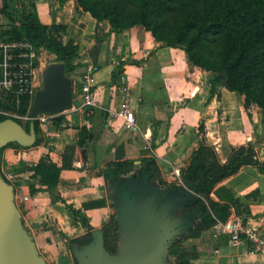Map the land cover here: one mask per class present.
<instances>
[{
	"label": "crops",
	"instance_id": "0c3cea01",
	"mask_svg": "<svg viewBox=\"0 0 264 264\" xmlns=\"http://www.w3.org/2000/svg\"><path fill=\"white\" fill-rule=\"evenodd\" d=\"M30 2L34 3L41 24L54 22L66 26L63 42L71 40L79 48L71 61L73 90L89 65L97 68L91 82L95 104L91 107L90 123L85 110L81 113L71 109L56 117H62L58 126L51 124L40 128L42 141L38 146L25 150L7 148L2 152L3 169L12 177V196L22 228L47 264H72L74 246L69 249L67 241L87 233L74 220L67 206L87 216L93 232H97L114 214L111 204L120 197L119 189L124 196H129L121 182L129 175L107 184L97 176L107 162L114 160L116 146L126 147L127 159L154 154L164 180L180 187L183 185L181 171L199 145L197 129L202 121L204 138L215 147L221 163L227 160L233 148L251 144L264 164V128L256 124L261 120L260 113L255 112L254 119V112L244 108L243 97L223 88H217V95L211 98L213 74L189 65L182 48L156 42L142 27L122 33L111 32L107 21L97 22L88 13L75 14L73 0ZM126 60L140 64L125 65L123 74L111 85L113 70ZM124 101L129 102L137 120L133 130H126L124 120L115 116ZM154 121L160 122L156 129ZM83 126L92 138L80 148L77 142ZM153 142L154 150L151 148ZM66 146L76 147L72 161L74 169L61 171L56 187V195L61 200L56 202L32 178L31 168L44 156L60 167ZM129 182L137 184L139 179L131 178ZM147 185L161 191L160 198L154 199L157 201L170 191L154 182ZM220 185L248 207L249 215L240 216L232 210L225 223L201 233L195 238L192 250L186 251L199 253L190 264H264V254L251 253L246 242L232 246L230 235L224 229L228 222H235L244 230L264 236V173L255 167H242ZM98 200H104L106 206L83 209V204Z\"/></svg>",
	"mask_w": 264,
	"mask_h": 264
},
{
	"label": "trees",
	"instance_id": "16d2710c",
	"mask_svg": "<svg viewBox=\"0 0 264 264\" xmlns=\"http://www.w3.org/2000/svg\"><path fill=\"white\" fill-rule=\"evenodd\" d=\"M75 14L88 13L97 22L107 21L111 32L122 33L134 27H142L149 32L156 42L166 47H180L187 56L189 65L202 71L210 72V97L217 95V88L226 89L243 97L245 109L255 104L262 115L264 123V0H73ZM30 12L25 19L15 22L6 11L5 5L0 13L13 23L4 32L6 42L28 44L34 49H44L55 56V63H62L66 76H70L74 66L72 59L77 56L79 48L71 40L63 42L67 33L64 25H43L37 19L35 5L30 2ZM136 61L119 62L111 74V85L117 82L123 74L125 65H136ZM30 97L20 99L18 108L14 103L0 104V110L12 111L20 117L27 114ZM87 121L91 122V107L85 108ZM12 119L0 115V123ZM62 117L52 120L58 126ZM159 121L153 122V128L159 126ZM33 126L37 136L32 147L41 143L40 127L35 121H28L25 132H30ZM199 145L191 153L187 166L181 171L180 179L183 185L195 194L189 209L195 214L192 229L193 238H198L218 224L225 223L231 211L237 215H249L244 206L224 186V180L236 175L242 167H255L264 173V164L259 161L257 151L251 144L233 148L227 160L221 163L215 147L204 138V124L201 121L198 129ZM154 137V133H153ZM91 134L83 126L79 132L77 146L82 148ZM154 140V139H152ZM22 149L16 143H8L0 149V155L7 149ZM154 150V142L151 145ZM75 146H66L62 156V164L58 167L48 156L41 157L32 169V178L44 187L53 201H60L56 195V187L60 173L63 170H73ZM112 149H109L111 151ZM114 160L104 165L97 176L108 181H117L122 176L129 175L133 180L143 178L147 183H157L160 187H174L163 178L154 154L136 160L127 159L126 147L121 144L113 148ZM135 163H138L137 165ZM175 188V187H174ZM30 192L33 188L30 187ZM104 200L92 201L82 205L84 210L105 207ZM74 220L80 223L87 233L77 239L67 241V246L79 248L92 242L93 228L87 216L80 211L67 206ZM102 246L109 255L117 252L120 239V226L114 214L100 228ZM189 234V235H190ZM186 238V237H185ZM183 239V238H182ZM182 239L174 241L168 255L173 264H190L199 253L183 252ZM73 264H77L72 256Z\"/></svg>",
	"mask_w": 264,
	"mask_h": 264
},
{
	"label": "water",
	"instance_id": "95a60500",
	"mask_svg": "<svg viewBox=\"0 0 264 264\" xmlns=\"http://www.w3.org/2000/svg\"><path fill=\"white\" fill-rule=\"evenodd\" d=\"M42 89L35 92L30 108V117L37 113L60 115L72 109L73 82L65 75L62 63L47 65L41 72ZM8 143H16L30 148L35 143L33 126L27 134L23 127L11 119L0 123V149ZM13 188L0 181V264H44L27 234L22 228L20 214L12 203ZM142 191L126 197L119 189L117 199L121 236L125 239L124 254L116 264H159L160 253L164 250L166 237L186 225L177 218L170 217L173 200L180 191H168L162 200L147 201ZM194 200V199H193ZM191 200V202L193 201ZM97 236V238H96ZM94 247L79 253L83 264H105L102 254L100 232H94ZM168 239V238H167ZM167 240L166 242H168Z\"/></svg>",
	"mask_w": 264,
	"mask_h": 264
},
{
	"label": "rangeland",
	"instance_id": "374dc122",
	"mask_svg": "<svg viewBox=\"0 0 264 264\" xmlns=\"http://www.w3.org/2000/svg\"><path fill=\"white\" fill-rule=\"evenodd\" d=\"M29 4H30V0H0V8H2L3 5H5L6 11L12 16V18L15 20L16 23L19 22L18 20L25 19L29 15V12H30ZM11 26H13V23L0 13V44L3 42L6 43L5 41L6 37L4 35V32L9 30ZM31 53H32L31 63H32L33 73L31 75L32 95L30 96L29 106H31L35 92L42 89V77H41L42 70L47 65L55 63V56L44 49L32 48ZM74 87L76 91V89L79 88V84ZM73 104L76 105V94H73ZM9 105L11 104L9 103ZM252 106L254 107V109L252 108ZM252 106L250 107V109L252 112H254L253 113L254 119H255V112L260 113V116H261V120L258 119L259 121L256 124L258 125V127L260 126L259 128H264V123L262 122L261 110L255 104H253ZM7 112L11 114V116H8V117H11L12 119H15L16 121H19L20 126L24 128V126L26 125L28 121L17 117V115L12 111H7ZM3 167H4V162H3V157L1 154L0 155V181L9 187H12V179L9 178V176L7 175ZM130 179H131L130 177L121 179V182L124 185L125 189L128 190V192L126 193L129 196L131 195L130 197L133 196L132 194L133 191L135 192V191L143 190L141 194H143V196H146V195L148 196L146 197L147 201H151L155 198H160L159 192L161 191L159 189H157L158 190L157 191L154 189L153 186L147 185V182L144 179L140 178L139 182L137 184L133 183V185H131V183L129 182ZM173 183L174 184L171 183L170 185L174 186L175 188L174 187H168V188H170V190L174 189V191H180V194L177 197H175L174 199L175 208H174V211L170 213L169 216L173 218H177L181 222H185L186 225L184 227H181L179 230H175L172 233L171 237L168 236L166 237L165 240H162L164 242L162 243L164 246V250H162L160 253L159 264H172L173 263L172 259L168 255V252H169V248L171 247L172 243L176 241L177 239L183 238L182 244H181L182 245L181 249L183 252H186L187 250H192L194 242L197 241L189 233V231L192 229L193 222L196 219L195 214L191 212V210L189 209L191 200L195 198V194L189 189H187L185 185H181L180 187H178L177 185H175V182ZM129 187L132 188L131 193H129ZM12 203L14 207L17 208L15 206L14 198H12ZM111 206H113V208L111 207V211L118 217L119 214L117 212V202H114V204H111ZM97 232H100V230ZM122 232H123V229L120 227V239H119V244H118L116 254L114 255H109L107 253L102 254L103 258L106 261L105 264H116L117 260L121 258L122 255L124 254V246H125L126 241L124 237L121 236ZM93 234L94 232H92V242L90 244L85 245L81 248L77 246H74L72 248V256L76 258L77 264H83L82 258L80 257L79 253L83 252L87 248L88 250H90L92 247H94ZM167 240L169 241L166 242ZM75 248H77V250ZM37 256L39 259L43 260L44 264H47L46 261H44V259L41 258V256L39 255ZM72 264H73V261H72Z\"/></svg>",
	"mask_w": 264,
	"mask_h": 264
},
{
	"label": "built area",
	"instance_id": "2783aa9c",
	"mask_svg": "<svg viewBox=\"0 0 264 264\" xmlns=\"http://www.w3.org/2000/svg\"><path fill=\"white\" fill-rule=\"evenodd\" d=\"M31 49L32 47L28 44L14 42H3L0 44V104L14 103L16 108H18L22 97H30L32 95L31 75L33 69ZM96 71L97 68L95 66L89 65L81 75L79 88L76 91L73 90V94H76V105L73 104L72 109L77 112L82 113L85 108L93 107L95 104L91 82ZM30 108L31 106H29L24 117L18 115L17 117L26 121H35L40 128L50 126L52 120L58 116L45 112L37 113L34 118H31L29 115ZM0 115L11 116L5 110H0ZM115 116L124 120V128L126 130H133L136 127L137 120L128 101H124L121 104ZM7 175L12 179L10 174ZM176 175L178 176L177 172ZM224 229L230 235V244L232 246L246 242L251 253L264 254V236L252 230H244L235 222H228Z\"/></svg>",
	"mask_w": 264,
	"mask_h": 264
}]
</instances>
